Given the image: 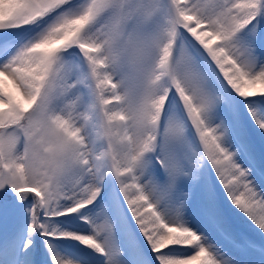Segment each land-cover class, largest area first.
<instances>
[{
	"label": "snow or ice",
	"instance_id": "snow-or-ice-1",
	"mask_svg": "<svg viewBox=\"0 0 264 264\" xmlns=\"http://www.w3.org/2000/svg\"><path fill=\"white\" fill-rule=\"evenodd\" d=\"M80 3L0 0V244L5 238L11 240L23 212H27L28 236L20 246L27 254L18 253L20 264H42L44 258L33 255L31 235L36 232L45 238L46 247H50L48 240L71 239L104 252L96 235L57 231L53 225L57 217L69 219L76 213L97 233L111 236L112 224L106 216L96 223L81 211L91 205L99 207L103 216L107 206L122 212L129 222L135 221L133 228L138 226L159 264H264V243L233 230L224 201L226 194L235 209L264 231V193L252 179L251 164L243 166L237 155L243 152L252 160L249 114L264 130V116L257 113V108L264 111V59L260 58L264 55V0H169L174 12L170 23L180 34H187L191 49L180 54L178 63L183 65L191 89L200 93L202 104L194 106L179 85L171 88L163 104L153 101L148 110L155 133L144 145V152L156 148L162 114L174 101L175 110L187 120L180 123L170 118L165 135L183 136L190 121L203 145V153H195L194 168L183 175L196 181L199 173L195 169L205 162H210L215 173L203 186L194 184L187 191L176 188L182 169L167 152L156 156L168 178L163 187L151 180L141 181L147 165L143 153L109 169L91 165L81 121L90 120L92 113L113 120L112 106L126 104L128 98L121 95L125 82L117 83L94 59L95 45L88 42L87 34L92 10L84 16L75 15ZM104 6L105 0H96V11ZM160 11L158 0H152L145 15L151 17ZM246 28L242 40L238 33ZM69 46L79 48L93 65L94 102L88 111L79 107V96L66 99L61 106L55 103L82 82L72 80L65 90L53 79L50 62L56 52ZM167 68L174 72L170 65ZM128 87H132L131 81ZM105 131L110 132V128ZM37 135L57 140L55 152L61 159L55 174H50L51 163L25 168L19 162L17 153ZM73 169H79L80 175L70 180L68 173ZM107 171L113 173L114 180L104 185ZM165 195L176 205L168 213L158 208ZM185 207L190 208L198 225L182 218L180 209ZM209 235L230 246L232 255L210 243ZM180 249L191 251L178 254ZM52 259L54 264H74Z\"/></svg>",
	"mask_w": 264,
	"mask_h": 264
},
{
	"label": "clouds",
	"instance_id": "clouds-1",
	"mask_svg": "<svg viewBox=\"0 0 264 264\" xmlns=\"http://www.w3.org/2000/svg\"><path fill=\"white\" fill-rule=\"evenodd\" d=\"M151 2L105 0L103 9L96 11V0H81L75 11V15L84 16L92 10L88 15L87 34L88 42L95 45L97 55L94 59L99 62L100 70L110 73L117 83L125 82L121 95L128 98V103L112 106L113 120L97 113L98 121L91 139H88L93 167L109 169L127 164L142 153L145 157L144 145L155 133L148 107L153 101L163 104L172 87H182L194 106L202 104L200 93L191 89L184 77V67L178 63L180 54L190 53L191 49L187 44L180 43L179 28L170 23L174 12L169 0H158L161 11L148 17L145 8ZM69 47L56 52L50 62L53 79L65 90H69V83L77 70L76 61L62 56V52ZM82 55L91 75L93 65L89 64L86 54ZM168 65L174 72L168 71ZM129 81L131 88L128 87ZM203 86L208 89V82L204 81ZM170 118L183 123L177 114ZM109 128L110 132L105 131ZM56 143L55 137L37 135L30 138L25 148L17 153L19 162L25 168H40L45 163H51L50 174H55L61 159L55 152ZM79 175L80 170L73 169L68 173V179H78Z\"/></svg>",
	"mask_w": 264,
	"mask_h": 264
},
{
	"label": "rangeland",
	"instance_id": "rangeland-1",
	"mask_svg": "<svg viewBox=\"0 0 264 264\" xmlns=\"http://www.w3.org/2000/svg\"><path fill=\"white\" fill-rule=\"evenodd\" d=\"M246 33L247 28L242 29L241 32L238 33V36L243 40L246 36ZM186 35V33L181 32V44L188 45V40L185 38ZM62 56L65 59L77 62V70L73 74L72 80H80L82 82L78 84L76 88L71 89L67 94H65V96L58 97L55 103L57 106H61L66 99L79 96L81 99L79 107L82 110L88 111L89 105L94 102L93 81L90 77L88 64L77 47L68 48L62 52ZM260 58L264 59V55H261ZM172 91H174V89ZM257 113L261 116H264V112L259 108H257ZM173 114H177L185 121L187 120L185 114L175 110L174 101L172 104L166 106L159 125L160 135L158 136L156 148L153 151L145 154L144 159L147 161V165L143 169L141 181L143 182L145 180H151L162 187L166 185L168 179L167 175L164 169L160 167L159 163L156 162V156L161 155L163 152H167L175 159L176 163L182 169V172L177 176L175 181L176 188L187 191L192 188L194 184L197 186H203L208 180L215 177V173L214 170H212L213 172L211 171L210 162H208V164L205 162L204 164H201L199 168L195 169V171L199 173V177L196 181H193L190 176L183 175V171H188L194 168L195 153L197 151L203 153V145L199 143V137L195 133V129L191 127L190 121L186 126V131L183 136L177 138L168 137L165 135L164 130L166 128L167 121ZM248 120L250 121V133H252L250 134V137L253 139L257 138V141L259 142L258 147L260 150L257 151L259 153L256 155L257 157L254 155L251 161L248 158V154L238 152V162L242 163L245 167H249L251 164L253 167L252 179L255 181L261 193H264V184L261 182V180L264 182V170L261 168H264V130H261L258 125H256L255 120L250 114L248 116ZM97 121L98 115L96 113H92L90 120L81 121V123L84 125L83 132L87 139H91L92 130L95 127ZM257 166L261 169V171L258 169V173L256 172ZM256 174H258V177ZM113 180V173L111 171H107L103 180V184L108 185ZM216 183L218 184L219 182L217 181ZM174 190L175 189H173V191ZM0 191H2V189H0ZM9 191H11L10 188ZM220 191L223 193L222 188ZM224 201L226 204V210L228 211V215L230 217L231 225L235 226L241 231L249 232L257 241L264 242V231H261L245 214L235 209V207L231 205V202L227 199L226 194L224 195ZM89 206V210L82 209L81 211H83L86 216L94 219L96 223H99L106 216L109 222L112 224L111 236H108V234L105 232L97 233L91 224L86 223L80 218V215L76 213H74L72 218L69 219L59 217L62 219H56L53 227L57 231L66 230L73 232H87L96 235L97 240L102 243L105 251L98 252L95 249L87 248L79 241L71 239H64L63 241L65 243L62 242V240H48L47 243L50 245V247H46L45 238H43L39 232H36L31 235L33 240L32 246L34 249L33 255L39 254L42 256L44 258L42 264H54L52 259L53 257L71 260L74 262V264H139L138 260L140 261V264H153V262L154 264H159V261L156 260L157 254L152 253L151 247L148 246V241L144 238L143 233L140 232L138 226L133 228V225H135L134 220L129 222L128 218L125 217L122 212H117L114 210V208L109 209L107 206H105V212L102 216L99 207L93 209L92 206ZM158 208L162 212L168 213L170 210L175 209L176 205L173 203L169 195H165L158 204ZM180 211L182 218H185L190 225L193 223L198 225V221L191 214L190 208L185 207L180 209ZM27 215V212H23L21 220L24 221L23 218H27ZM20 222L18 223L17 228L21 227L23 224ZM240 234L245 235L244 232H241ZM250 234L248 235L250 236ZM27 236L28 232L26 223L25 233L18 241V245H16L20 247L23 240L27 238ZM208 241L210 243L219 245L220 250L226 255H232L233 249L222 240L209 235ZM0 246L3 247L2 245ZM5 251H7V255H4V252L0 251V261L2 264H20L18 253L22 252L27 254V249L21 247L18 252L13 253L12 255L8 252V249L5 248ZM190 251L191 250L180 249L178 254H190ZM78 253H81V255L87 259L79 257Z\"/></svg>",
	"mask_w": 264,
	"mask_h": 264
},
{
	"label": "trees",
	"instance_id": "trees-1",
	"mask_svg": "<svg viewBox=\"0 0 264 264\" xmlns=\"http://www.w3.org/2000/svg\"><path fill=\"white\" fill-rule=\"evenodd\" d=\"M250 134H252V133H250ZM258 141H257V138L256 139H253V138H251L250 139V141H249V146L251 147V152H252V155H258L259 153L257 152L258 150H260L259 149V147H258ZM262 152V151H261ZM263 153V152H262ZM264 154V153H263ZM257 157V156H256ZM261 167V166H260ZM262 168V170H264V168L263 167H261ZM24 219V221L23 220H21V222L23 223L22 225H21V227H18L17 229H16V234L14 235V237H12L11 238V240L9 241L7 238H5L4 239V241H3V243L2 244H0V245H2L3 247H5L6 249H8V252L12 255L13 253H16V252H18L19 250H20V247H18L17 245V243H18V241L23 237V235H24V233H25V228H26V218H23ZM20 222V223H21ZM25 222V223H24ZM44 238V237H43ZM63 241V240H62ZM17 244V245H16ZM3 247H1L0 246V251H3L4 252V255H7V251H5V248H3ZM75 249V248H74ZM76 251H78L77 249H75ZM78 255H79V257H81V258H83L84 256L83 255H81V253H78ZM85 258V257H84ZM0 264H2L1 263V261H0Z\"/></svg>",
	"mask_w": 264,
	"mask_h": 264
}]
</instances>
